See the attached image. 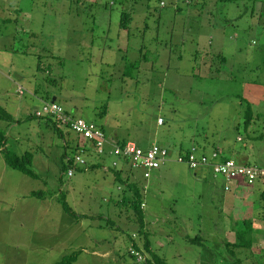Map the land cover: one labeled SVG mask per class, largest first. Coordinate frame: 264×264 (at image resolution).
<instances>
[{"label":"rangeland","instance_id":"obj_1","mask_svg":"<svg viewBox=\"0 0 264 264\" xmlns=\"http://www.w3.org/2000/svg\"><path fill=\"white\" fill-rule=\"evenodd\" d=\"M176 1L0 0V108L14 120L0 119V264H57L75 254L72 264H154L138 248L145 237L166 264H248L250 250L222 243L223 178L174 160L179 145L210 155L219 142L249 143L239 119L247 102L254 111L264 95V0ZM124 12L130 25L120 29ZM135 44L142 55H132ZM219 45L224 64L212 56ZM54 98L106 136L115 132L142 147L156 140L170 151L171 162L138 179L143 229L133 210L116 202L124 187L102 169L108 158H86L100 166L67 177L78 138L63 127L60 138L34 116ZM5 153H31L35 178L9 168ZM251 190L252 204L264 203L262 188ZM198 236L202 245L192 243ZM254 255L248 262L264 264V255Z\"/></svg>","mask_w":264,"mask_h":264},{"label":"built area","instance_id":"obj_2","mask_svg":"<svg viewBox=\"0 0 264 264\" xmlns=\"http://www.w3.org/2000/svg\"><path fill=\"white\" fill-rule=\"evenodd\" d=\"M160 7H165V4L161 2ZM17 94L22 96L24 90L17 87ZM34 116L36 118H51L58 126L68 129L79 140H82L83 146L73 156L72 165L66 171L67 177H73L79 169L87 170L90 165L86 158L96 157L109 159V165L102 167L104 171L139 172L144 180H148L152 172L161 169L172 159L170 151L156 143L149 148L142 149L134 142H111L97 125L71 116L56 102L43 101ZM158 123L161 124L162 121L158 120ZM174 161L186 165L192 171L211 170L214 177L223 178L225 191L230 190L238 182L254 186L257 182L264 181V167L242 165L231 159H221L217 151L211 152L210 155L205 153L198 155L197 149L192 147L184 154L179 153ZM128 251L129 255L138 262L146 260V256L142 253L133 249Z\"/></svg>","mask_w":264,"mask_h":264},{"label":"crops","instance_id":"obj_3","mask_svg":"<svg viewBox=\"0 0 264 264\" xmlns=\"http://www.w3.org/2000/svg\"><path fill=\"white\" fill-rule=\"evenodd\" d=\"M180 1L181 0H177L176 3H179ZM126 13H129V12H126ZM130 14L131 13H129V16H130ZM128 23L129 24H128L127 28L130 25V22H128ZM141 28H143V27H141ZM120 29H122V28H120ZM172 29H174V28H172ZM173 36H174V32L171 31L170 37H173ZM138 44L141 45L142 43H138ZM209 45L212 46V43H210ZM172 47H176V45H174ZM143 48L144 47H141V46L139 47L137 44L132 45V47H131V49L133 50L132 55L135 56L136 53L139 55H142ZM215 55H218L223 60L226 59L224 57V54L222 53V49H221L220 45H219V48L215 49ZM165 57L168 60L178 59V56L174 57L171 54V52H166ZM224 62H225V60H224ZM34 93L35 94L37 93L36 88H35ZM35 94L33 96H35ZM30 95H32V94L30 93ZM249 95L251 97H256L255 92H252V91H249ZM54 101L56 102L55 98L52 100V102H54ZM47 102H49V101H47ZM247 104L250 107H252L253 106L252 104H254V103L247 102ZM255 104L257 106L256 109H254V111H253V109L251 108L252 118H251L250 123H247V125L245 124V122L247 121L245 113L239 119V122H242L244 124L245 129L246 130L248 129L251 132V134L248 135L249 143L247 145H243V148H238V147L233 146L232 144H228L226 142H224V143L219 142L213 148V150L211 152L217 151L219 153L221 159H231V160H234L235 162H237L238 164L249 165L248 164L249 160H252L256 164H258L256 166L264 167V95L261 96L257 100V103H255ZM260 106H262V107H260ZM254 120H256V123ZM261 129H262V131L260 132L259 130H261ZM108 130H109V128H108ZM107 136H108L107 139L110 140L111 142H114V143L134 142V141L124 140V139H115V138H118V135L115 132L107 133ZM236 138H237L236 139L237 142H243L244 141V139H242V138H239V137H236ZM260 142H262L263 144H260ZM154 143H157L156 140H153L152 143H149L146 147H142V146H139L135 142V144L142 149L149 148ZM64 144L66 146V142H64ZM157 144H159V143H157ZM159 145L161 146V144H159ZM205 145L206 144L201 145L202 150H205ZM192 146L193 145H190L186 149L182 145H179L178 146V150H179L178 152L179 153L186 152ZM197 146H199V145H197ZM203 171H205V170H203ZM114 177H115V179H117L115 174H114ZM139 177H141V180L143 179L141 173L130 172L127 170L123 171L119 174L120 179H122L124 181L127 180L129 183H134L137 186H138V182H139V180H138ZM256 185H259L262 188L261 200H263V198H264V181L257 182L254 186H252V188H245V186L237 187V185H235L234 187L230 188V190L226 191L229 194L224 197V200L222 201V203L220 205V210L222 212L219 213V214H222L224 216L225 221H226L222 243H223V241H225V243H233L235 240V231L238 232L239 229H241V227H242L239 225H242V222H245V221H252L253 227L255 229H254V232L252 233V236H251L252 248L250 250V256L255 254L254 258L259 257L261 255H264V227L262 226L263 224L261 221V215H262L261 210H262L263 203L258 204V205H253L252 201H251L252 197H253V194H252L253 191L251 189H253ZM118 191H120V187H118ZM125 193L126 194H123V196L128 195L127 190H125ZM123 196L120 195L116 199V202L118 205H123V203L121 202ZM239 196H242L244 200L242 201L241 199H239L238 198ZM237 199H239V200H237ZM143 204L144 203H142V205ZM142 205L140 208L144 211V209H146L145 204H144L143 208H142ZM128 207L131 209V207L129 205H128ZM227 216H230V217L227 218ZM231 219L234 220V225H233L234 227H232ZM143 220H144V218H143ZM143 225H144V221H143ZM228 225H231V226L228 228ZM146 242H148L150 244L147 237H145V239L141 243L142 246L141 247L138 246L139 250L141 248V250H144V252L146 251L144 249V244ZM225 243H223V245ZM141 250H140V252H141ZM150 250L153 252V248L151 247V244H150ZM250 256H248V254L245 255L244 258L247 259L246 263L257 264V261L255 259H253V261H251V262L250 261L248 262V259ZM239 257H242V256L240 255Z\"/></svg>","mask_w":264,"mask_h":264},{"label":"trees","instance_id":"obj_4","mask_svg":"<svg viewBox=\"0 0 264 264\" xmlns=\"http://www.w3.org/2000/svg\"><path fill=\"white\" fill-rule=\"evenodd\" d=\"M222 1L227 2V1H235V0H222ZM129 21H130L129 13H126V12L122 13L120 25H119L120 28L123 29L124 26L126 28V25L128 24ZM212 56H215L214 58H217V60H214V61L222 63V64L225 63L224 60L221 59L218 55L213 54ZM244 111H245V115L247 118V121L245 122V124L247 125V123H250L251 118H252L251 107L247 103H246ZM0 119L4 120L6 122H13L14 121L13 118L3 108H0ZM41 119H46L49 123H51L53 131L60 138H62V139L64 138V134L61 131L62 127L58 126V124L53 119H51L49 117H42ZM99 128L102 130L101 127H99ZM5 141H6L5 132L0 130V152H3L5 150V147H6ZM81 146H83V142H82V140H79V138H78L76 145H74V149H73L74 154L80 150ZM192 147H195L197 149L196 146H192ZM197 151H198V149H197ZM184 153L185 152H181L180 154H184ZM202 153H204V152H202ZM92 158H94V157H92ZM4 160H5L6 165L9 168L16 170V171H18V172H20V173H22L28 177L35 178V174L31 170V166H32V162H33V156L31 153H25L24 155H21L20 157L15 155V154L5 153L4 154ZM71 165H72V159H70V161L68 162V166L70 167ZM98 166H100V163L95 162L93 165H91L89 167V169H93V168L98 167ZM111 171L114 172L117 180H120L122 182V186L124 187V194H126L125 190H127V192H128V195L123 196L121 202L123 203V205H127V206L129 205L131 207V210H133L134 216H136L137 221L140 225V228L143 229V227H144L143 218L144 217L142 216L143 210L140 208L142 205V199H141V193H140L139 187L137 185H135L134 183H129L127 180L124 181V180L120 179L119 174L122 171H117V170H111ZM241 186H245V188H252V186H247L243 182H238L237 187H241ZM263 201H264V198H263ZM60 202L63 206L64 211L68 214L72 213V215L74 216V213L71 212V209L68 207L64 196L61 197ZM261 213H262L261 221H262V224L264 227V203L262 205ZM254 229L255 228L253 227L252 221L242 222V228L238 232L235 231L234 242L233 243H225V246L227 247V249L232 248L234 250H237V249L251 250V248H252L251 236H252V233L254 232ZM201 240H202V238L198 236V237H195L194 239H192V243L198 245V244H201ZM144 249L152 255V259H153L154 264H166L163 259L157 257L150 250V244L148 242H146L144 244ZM75 255H71L69 257H66L60 263H57V264H72L76 260ZM233 263H240V260H238V259L234 260Z\"/></svg>","mask_w":264,"mask_h":264}]
</instances>
